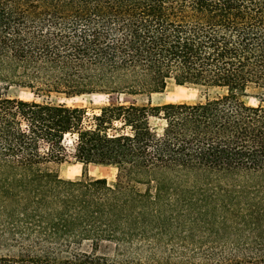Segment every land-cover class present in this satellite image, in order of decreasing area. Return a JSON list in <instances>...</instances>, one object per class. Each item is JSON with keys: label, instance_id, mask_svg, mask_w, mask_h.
<instances>
[{"label": "trees", "instance_id": "1", "mask_svg": "<svg viewBox=\"0 0 264 264\" xmlns=\"http://www.w3.org/2000/svg\"><path fill=\"white\" fill-rule=\"evenodd\" d=\"M169 82L223 93L122 102ZM250 88L264 96V0H0V264H264ZM60 95L113 101L89 111ZM68 156L114 182L59 178L50 165Z\"/></svg>", "mask_w": 264, "mask_h": 264}, {"label": "rangeland", "instance_id": "2", "mask_svg": "<svg viewBox=\"0 0 264 264\" xmlns=\"http://www.w3.org/2000/svg\"><path fill=\"white\" fill-rule=\"evenodd\" d=\"M222 90L195 85L178 86L173 82H169L165 89L160 93H152L150 95H143L131 98H124L122 102L129 104L135 103L138 105H150L152 107H160L165 104H196L203 103L207 100H212L221 95ZM262 92L255 88H250L246 96L242 98L246 105L264 106V96ZM7 96L24 101H42V98L35 97L30 90L19 86H11L7 90ZM260 98L263 101H260ZM54 102L64 103L72 107H84L89 111H96L101 106L108 104L113 100H109L103 96L90 95L80 97H65L53 96L51 98ZM151 127L159 133L163 127V121L158 117H152L149 120ZM50 167L57 173L59 178L63 180L78 181L82 179H97L105 178L109 183L114 182L116 170L110 167H97L92 165H82L77 163L72 156H68L62 163H53ZM101 253L107 252L111 254V249H101ZM0 253L3 251L0 250Z\"/></svg>", "mask_w": 264, "mask_h": 264}, {"label": "crops", "instance_id": "3", "mask_svg": "<svg viewBox=\"0 0 264 264\" xmlns=\"http://www.w3.org/2000/svg\"><path fill=\"white\" fill-rule=\"evenodd\" d=\"M97 167H100V166H97Z\"/></svg>", "mask_w": 264, "mask_h": 264}]
</instances>
